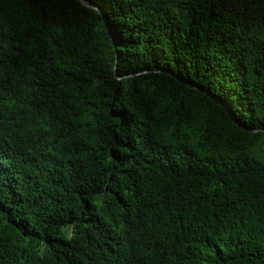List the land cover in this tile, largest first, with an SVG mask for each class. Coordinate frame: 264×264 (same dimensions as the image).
Segmentation results:
<instances>
[{"label": "trees", "instance_id": "16d2710c", "mask_svg": "<svg viewBox=\"0 0 264 264\" xmlns=\"http://www.w3.org/2000/svg\"><path fill=\"white\" fill-rule=\"evenodd\" d=\"M0 0V264H264V0Z\"/></svg>", "mask_w": 264, "mask_h": 264}, {"label": "water", "instance_id": "95a60500", "mask_svg": "<svg viewBox=\"0 0 264 264\" xmlns=\"http://www.w3.org/2000/svg\"><path fill=\"white\" fill-rule=\"evenodd\" d=\"M85 5H87V6H93L94 8H96V9H98V7L97 6H95L94 4H92V3H90L89 1H87V0H81ZM99 10V9H98Z\"/></svg>", "mask_w": 264, "mask_h": 264}]
</instances>
